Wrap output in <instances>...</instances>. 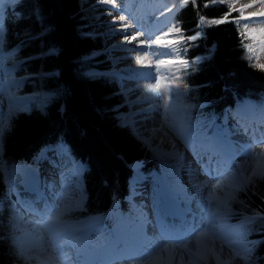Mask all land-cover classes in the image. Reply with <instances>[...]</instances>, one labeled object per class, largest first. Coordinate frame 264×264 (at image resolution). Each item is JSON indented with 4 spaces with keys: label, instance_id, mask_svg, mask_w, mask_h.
I'll return each instance as SVG.
<instances>
[{
    "label": "trees",
    "instance_id": "16d2710c",
    "mask_svg": "<svg viewBox=\"0 0 264 264\" xmlns=\"http://www.w3.org/2000/svg\"><path fill=\"white\" fill-rule=\"evenodd\" d=\"M1 17V51L14 58L8 67L28 109L12 114L1 133L0 264H35L19 244L7 170L36 166L46 149L65 148L83 164L86 193L71 218L80 222L99 215L111 224L115 204L123 215L132 210L140 173L162 175L168 166L176 177L178 158L161 156L135 132L121 87L127 71L114 67L82 0H19ZM171 17L182 34L177 50L188 61L180 69L181 99L195 131L206 138L237 104L264 105V69L252 60L243 15L232 1L181 0ZM229 207L227 216L239 223L237 240L246 252L230 264H264V173L239 188ZM217 263L208 253L200 264Z\"/></svg>",
    "mask_w": 264,
    "mask_h": 264
},
{
    "label": "rangeland",
    "instance_id": "374dc122",
    "mask_svg": "<svg viewBox=\"0 0 264 264\" xmlns=\"http://www.w3.org/2000/svg\"><path fill=\"white\" fill-rule=\"evenodd\" d=\"M18 1L19 0H0V16H2L9 4H13ZM180 1L181 0H114L113 3L106 4L103 3L102 0H82V5L84 11L87 12L88 17L90 18L93 17V14L90 12V9L92 8V6H90L91 4H93L95 7L96 5H101V8L103 9L102 11H105L106 13L116 12L119 14V16H124L125 20L127 19L128 21L122 22L121 26L123 28L125 25H127V36L132 34V32H135L134 29L128 28V24L132 23V20L140 24V28L142 30H140V32L138 33H141L142 37H144L142 41H145L144 43L149 46L148 50L152 54L156 53V56H160L159 59L154 60V64L157 65V68L151 70L158 73L157 78L163 85L164 90H161L160 92H158V94H160L163 98L165 94V98L167 99L166 104L169 105V108H172L177 113L178 126L176 128V131H180V133H183L185 135L187 141L192 145L191 148L196 151L195 154H198V157H201L205 153H209L210 150H213V141L217 130H226L230 134L239 132V123L236 116L238 110L240 109L239 106H243V108H245L246 103L244 105L237 104L236 110L228 112L225 115L222 124L218 125V127L214 130V133L208 140H202L201 136H199V133L195 131V125L193 124V121L190 119V117L187 116L186 107L183 106L181 99L182 89L180 87V69L182 67V64L180 63V61L182 60L177 47L179 46L178 41H180L179 39H181L182 34L181 31H175V29L179 27L175 22H173L171 17L174 8L179 4ZM229 1H232L233 7L235 9H240L243 15L242 24L244 25V32L250 39V48L254 52L252 58L253 62L259 65H264V35L260 34V31L262 29L256 28V22L258 18L264 16V12H260L259 10L250 11L252 5L244 3L242 0ZM102 15H104V13ZM130 16L132 18H130ZM141 20L143 25L140 23ZM147 23L148 25L146 26ZM151 27L160 29V33L163 34L161 42L153 43V41H156V39L153 37L149 39L150 34H147L143 31V28L148 29ZM95 32L101 31L96 29ZM115 36L116 35H114L113 33H110L109 35H107V33L103 34V38L105 39V52L107 55L108 53H110L109 49L107 48L108 46L109 48L111 47L110 45L113 43L112 41ZM3 37L4 27L3 24L0 23V115L3 116V124L0 125V139L2 130L7 126L11 115L21 109H27V105H24L25 103L22 101L23 98L18 94L17 89L19 87V83L17 82L18 86H14V82L16 81V79L14 77V73L11 72L8 67L9 62L13 61L14 58H12V56L6 58L1 53ZM125 41L126 39H124V42ZM121 42H123V40ZM152 44H157L156 51L152 50ZM118 49L123 50L122 47H118ZM156 56H152V58H155ZM161 60L172 61V63H158V61ZM113 64L116 69L120 68V61ZM126 66L130 67L128 71L130 70L132 72V70L140 67L141 65L139 63V60L135 59L132 62L128 63ZM142 68L147 72L150 70L148 66ZM127 77L129 78L123 80V89L126 91V95L130 103V120L136 133L142 139L146 140L149 145L153 147L161 156L164 155L178 158V160L176 159L175 165L177 167L178 176L173 177V173L175 172V170L169 171V169H167L168 166L164 167V172L162 173V175L140 174L134 181V189L132 190V194L130 197L132 214H127V216L124 217L123 214L117 209L115 204V207L110 211V215L108 216L110 217L109 219L111 220V225L108 224L107 221H105V218L102 216L90 217L86 220L76 222L71 218V216H73L74 212L82 207L85 199L83 198L81 204L76 207L64 208L63 205L66 200H64L65 193L62 189V186L63 181H69L73 184V181L76 180L77 177H73L72 175V179H69V177L71 178L70 175L72 173L77 174L78 177L79 175H83V167L70 159L65 148H58L56 150H53L52 152L44 154L43 158L38 164V174L44 179L43 182L45 186H47L48 184H50L51 186V180L54 179L53 184L56 188V195L55 198L53 195V207L46 211V216L43 221L50 222V230L54 235L62 236L65 232H69L68 235H65V240L59 241L58 243H56V245H63L66 242H70L74 238L79 239L81 237H87L88 234L90 235L89 240H93L101 236L105 230H109L111 232L115 229H123V231L132 232V234L136 233L141 225L139 224L135 214L143 217V214L150 207L148 204L152 206L151 210L154 214V222H157L159 218L158 216H155L156 213H154V210L157 205L153 202V200H150V202L149 200L146 201L145 199H141V196L139 197L138 194H140L141 192L144 195L150 194L149 198L153 199L152 196L154 190L159 189L165 194V196H169L173 193H179L178 196H181V194L184 192H182L181 188L184 190V184L188 183L186 179L188 178V175L190 173L189 168L191 166L189 165V162L185 161V156L179 153L175 146H170L168 148L160 143L152 144L151 137L144 136L145 134L143 132L145 129L143 128L141 123H138L141 115L137 112L142 107L140 106V103L136 101L137 98L133 101L129 97V94L135 91L134 87L137 83L135 81V78L131 75H127ZM126 83H129L130 85L127 90L125 87ZM160 83H158L157 85L159 86ZM251 102L257 105L258 112L260 110L262 113V111L264 110V106L260 107L258 101L254 102V100H252ZM38 103L40 104V106H44L43 100L40 99ZM249 104L253 105L252 103ZM262 116H264V114ZM238 134V141L233 142V147L230 149V151L236 150L238 151V153H231L230 160L232 162V166L234 162L235 167L239 170L240 175L237 179L229 180L227 182V186L224 188L222 197L218 198V207L215 210V213H218L219 215L217 216V221L215 222V224L217 225H214L216 227H213L214 231L222 235L221 238L224 240V243L226 242L229 247L232 248L233 254L231 258L229 260H224L222 257L216 255L214 250L208 246L207 237L205 236L203 229L199 228L198 230H190V232H185L184 236H178V238L182 237V240L180 241L181 246L185 245L188 239L193 241L195 238H199L201 236L199 238L200 244L198 246L197 252L193 256L186 255L184 259L187 261L184 262L182 260L177 261L173 253L168 254L166 260L167 262H162V264H200L201 260L206 259L208 253L214 255V257L219 262L217 264H230L232 263L236 255L242 257L246 255V252L244 251L245 244L239 243L237 240L236 231L239 227V223L230 222L227 216V211L230 208L229 204L231 199L236 195V191L244 186L245 183H247L249 180L255 179L256 177L264 173V130L263 134H261L260 137L250 136L240 132ZM1 154L2 148L0 140V159ZM46 157L48 158L46 159ZM229 164L230 163L225 162L223 164V167L227 169H224L222 174L212 179L214 181H218L220 178L224 176L226 177L228 170L232 169V167H229ZM68 168H71V170L68 171ZM25 171V169L15 168L7 170L5 173L9 193L16 201V210L18 212L17 227L21 230V239L19 240V244L21 246L23 255L27 259L35 261V264H46L42 259V254L45 248L43 243H41L43 233L40 234L35 232V225H38L36 223L38 221L36 220H38V218L35 217L34 211L28 205H26L27 207L24 205L25 203L22 202L23 200L20 199L19 196V189H21L19 187V181L20 177L25 176ZM210 176L209 178L211 179ZM82 192L84 193V189ZM22 195H24V191ZM198 209L199 207L196 203V205L193 206V210L197 212ZM204 213L205 212L201 214L205 216ZM114 221L116 222L115 225ZM194 225L198 226V223L194 222ZM156 226L158 228L153 234L158 236L160 234L159 230L161 226L160 224H156ZM195 229H197V227ZM228 230H230V232L227 234ZM48 239L49 238L47 237L45 242L49 241ZM165 243L166 242L164 241L163 245ZM156 248L157 251L158 247ZM146 249L148 250V248ZM140 257H107L104 260L98 261L96 264H141L145 263L150 256Z\"/></svg>",
    "mask_w": 264,
    "mask_h": 264
},
{
    "label": "bare ground",
    "instance_id": "6f19581e",
    "mask_svg": "<svg viewBox=\"0 0 264 264\" xmlns=\"http://www.w3.org/2000/svg\"><path fill=\"white\" fill-rule=\"evenodd\" d=\"M242 1L252 5L250 11L259 10L260 12H264V0ZM107 14L110 18H114L117 21L116 24L118 28L113 29L111 32L116 35L113 39L117 41V43L112 45L114 47L122 40L124 41L125 37L128 35L126 31H121L120 25L122 22H127L128 20L120 21L119 14L116 12H107ZM130 18L132 17L130 16ZM132 22L134 21L132 20ZM140 23L142 24V20ZM256 23V28L262 29L260 34L264 35V16L258 18ZM132 24L128 26V28H135V32H140V24L136 26H133ZM147 25L148 23L146 26ZM145 32L150 34L149 39L153 37L157 41V37H159V41L157 42H161L163 34L160 33L159 28L151 27L146 29ZM135 36L137 37L136 40H132L122 47L124 55L126 56L122 61L123 66H126L128 63L137 59V57H139V63L141 65L128 73L135 78L137 83L134 87L135 91L133 93L131 92L129 97L133 101L137 98L136 101H138L142 107L137 112L141 115L138 123H141L145 129L143 132L145 134L144 136L151 137L152 144L160 143L168 148L170 146H175L177 151L185 156V161L189 162L191 167L189 168L190 173L186 179L188 183L184 184V190L181 188L182 192L184 191L185 193L183 192L181 196H178L179 193L165 196L162 191L157 189L154 190L152 196L153 199L149 198L150 194L144 195L142 192L138 194L139 197L141 196V199H145L146 201L149 200V202L150 200H153L157 205L154 213H156L155 216H158L159 218L157 222H154V214L151 210L152 206L148 204L150 207L143 214L142 237H139V240L130 246V241H125L121 236V231L118 229L111 232L105 230L101 236L93 240H89L90 238L88 239L87 236L79 239H72L70 242H66L63 245H56L59 241L65 240V235H68L69 232H65L62 236L54 235L50 230V222L43 221L46 216L43 215V212H45L46 207H48L53 201V193L56 194L53 191L55 186L53 184L54 179L51 180L53 187L48 184L47 186L42 185V188L39 191L32 190V186L28 184L30 181H33V175L30 174L32 168L28 167L26 170V174L28 175L20 177L19 187L21 189H19V196L20 199L23 200L22 202L25 203V206L28 205V203H31L34 207V215L38 218V222L36 223L39 227L46 229L49 241L45 242L46 239L42 238V243L45 246L42 259L46 264H93L101 261L106 256L114 258L123 256L133 258L150 256L145 263L141 264H162V262H167L168 254L172 253L177 261L182 260L186 262L187 260L184 259L186 255L193 256L197 252L200 244L199 238L201 236L195 238L193 241L188 239L187 243L181 246L180 241L182 239L178 238V233H175L173 229L180 225L183 226H180L179 228L186 229L187 227L184 225H189V223H192V220H195V222L198 223L197 229L194 230H198L199 228L203 229L204 234L207 237V244L214 250L216 255L222 257L224 260H229L233 254L232 248L229 247L226 242L224 243V240L221 238L222 235L213 230V227H216L214 225H217L215 222L219 215L218 213H215V210L218 207V198L222 197L227 182L229 180L237 179L240 175L234 162L232 166L230 160L231 153H238L236 150L230 151L233 147V142L238 141L237 137L239 136V132L255 137H260L261 134H263L264 116L262 115L264 114V110L259 116L256 115V108L254 105H247L245 108H241L236 116L239 123V132L230 134L226 130H217L215 133L213 150L198 157V154H195L196 151L191 148L192 145L187 141L185 135L180 133V131H176L178 126L176 111L169 108V105L165 103V101H167L165 94L164 98L158 94V92L164 90L163 85L157 78L158 73L151 70L157 68V65L154 64V60L159 59L160 56H156V53L152 54L148 50L149 46L144 43L145 41H142L144 38L142 37V34L138 33ZM141 45H143V47H141ZM156 45L157 44L151 45L153 51L157 50ZM152 56L156 57L152 58ZM147 66L150 69L148 72L142 68ZM158 83H160L159 86L157 85ZM149 85H151L152 88H149ZM129 86V83L125 84L126 88ZM153 89H155V91ZM225 162L230 163L229 167H232V169L228 170L226 177L224 176L218 181H214L212 178L219 176L223 173L224 169H227L223 167ZM69 170H71V168H68V171ZM70 176L71 178L69 177V179H72V174ZM74 176L77 178L73 181V184L69 181H63L62 189L65 193L64 200H66L63 205L64 208L76 207L81 204L84 198L82 192L84 189L83 177L82 175H79L78 177L77 174L73 175V177ZM23 186H25L24 190ZM46 189L49 190V194ZM23 191L24 195H22ZM190 202L197 203L199 210L205 212V216H202V214L199 213L193 215V211L189 210ZM164 215L166 216L164 217ZM156 224H160V229H163V234L161 236L153 234L158 228ZM229 232L230 230H228L227 234ZM164 241L166 243L163 245ZM156 247H158L157 251ZM146 248H148V250Z\"/></svg>",
    "mask_w": 264,
    "mask_h": 264
},
{
    "label": "snow or ice",
    "instance_id": "6c2138e0",
    "mask_svg": "<svg viewBox=\"0 0 264 264\" xmlns=\"http://www.w3.org/2000/svg\"><path fill=\"white\" fill-rule=\"evenodd\" d=\"M102 2L107 4V3H113L114 0H102ZM188 2H189V0H185V3H186V4H187ZM253 15H255V14H253ZM119 20H120V21H124V20H125V17L121 15V16H119ZM202 22H203V21H202ZM220 22H221L220 20H213V21H211L212 24H219ZM245 27H246V25H245ZM126 29H127V25H125V26L121 29V31H126ZM175 31H176V32H179L180 29H179V28H176ZM125 39H126V40H128V39L136 40L137 37H136L135 35H132V36H130V37H129V36H126ZM190 39H195V37H194V36H193V37H190ZM157 41H159V37H157ZM157 41H153V43H156ZM141 47H143V45H141ZM137 60H139V57H137ZM158 63H161V64H164V63H172V61H164V60H161V61H158ZM180 63L183 64L185 67H187V65H188V61H186V60H184V61H180ZM259 67L262 68V69H264V65H259ZM148 87H149V88H152L151 85H149ZM153 90L155 91V89H153ZM165 103H167V101H165ZM2 124H3V116L0 115V125H2ZM261 219H264V217H261ZM246 264H251V262H246Z\"/></svg>",
    "mask_w": 264,
    "mask_h": 264
}]
</instances>
